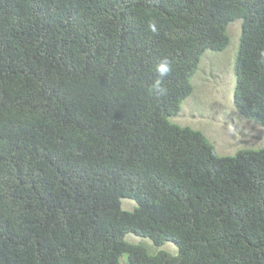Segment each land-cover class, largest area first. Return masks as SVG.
Listing matches in <instances>:
<instances>
[{
    "label": "trees",
    "instance_id": "1",
    "mask_svg": "<svg viewBox=\"0 0 264 264\" xmlns=\"http://www.w3.org/2000/svg\"><path fill=\"white\" fill-rule=\"evenodd\" d=\"M236 19L233 104L264 126V0H0V264H264V146L168 120Z\"/></svg>",
    "mask_w": 264,
    "mask_h": 264
},
{
    "label": "rangeland",
    "instance_id": "2",
    "mask_svg": "<svg viewBox=\"0 0 264 264\" xmlns=\"http://www.w3.org/2000/svg\"><path fill=\"white\" fill-rule=\"evenodd\" d=\"M240 31L241 19L230 22L226 28L227 46L221 51L206 50L202 54L197 70L190 78L192 92L181 102L179 112L168 117L172 123L201 131L221 156L264 146V126L241 116L233 104L234 61ZM134 206L132 199H120L121 209L130 211ZM124 239L143 245L149 253L177 252L176 244L171 241L156 246L149 238L133 233L125 234ZM119 262L130 264L125 254L119 257Z\"/></svg>",
    "mask_w": 264,
    "mask_h": 264
},
{
    "label": "clouds",
    "instance_id": "3",
    "mask_svg": "<svg viewBox=\"0 0 264 264\" xmlns=\"http://www.w3.org/2000/svg\"><path fill=\"white\" fill-rule=\"evenodd\" d=\"M149 27H150V29H151L153 32L156 31L155 23L150 24ZM161 71H166V69H165V68H162Z\"/></svg>",
    "mask_w": 264,
    "mask_h": 264
}]
</instances>
